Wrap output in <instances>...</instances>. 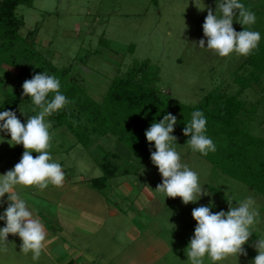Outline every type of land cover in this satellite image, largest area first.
<instances>
[{
    "label": "rangeland",
    "instance_id": "374dc122",
    "mask_svg": "<svg viewBox=\"0 0 264 264\" xmlns=\"http://www.w3.org/2000/svg\"><path fill=\"white\" fill-rule=\"evenodd\" d=\"M240 2L255 13L256 22L251 30L258 31L261 40L252 53L256 51L258 54L264 44V0ZM208 8L220 15L217 0H32L30 5H17L15 14L23 21L19 36L22 38L28 30L35 29L33 48L57 67H69V74L81 78L87 93L96 101L102 99L115 76L124 74L137 60L149 59L158 67V79L154 84L157 88L183 103L196 104L206 93L218 87L226 93H234L237 89L235 69L247 57L253 56L252 53L248 56L233 53L220 57L212 50L197 46L200 39H205L207 46L202 25ZM239 20L237 15L233 21L236 31H239ZM37 64L34 58L30 62L19 61L16 66L1 65L0 105L10 96L17 81ZM262 66L259 82H252L239 96L250 108L248 115L252 114L254 118H248V122L254 124L249 129L258 136L264 135V61ZM250 70L251 65L246 63L239 72L247 75ZM22 92L20 100L5 110L14 111L17 118L26 123L27 118L36 115L39 109L34 112L35 106ZM5 110L0 109V112ZM244 116L247 119V114ZM46 120L49 121L47 117ZM50 132L54 135L49 151L62 165L65 180L82 185L91 177L104 174L100 163L110 161L115 167V174L107 180L101 193L111 201H118V206L126 214L110 217L96 237L99 241L90 242L97 251L108 246V251L117 252L119 257L125 255L126 263L133 253L136 256V248H140L136 264H190L186 249L196 226L192 209L211 204L213 212L227 211L228 202L238 206L244 199L252 197L260 216L252 228L251 238L243 246L247 256H230L221 262H212L207 256L204 258V264H252L257 255L254 244L256 240L264 239L263 194L228 176L177 139L175 147L182 163L198 173L206 190V195L195 203L185 205L179 197L168 198L165 193L155 190L162 178L150 156L134 153L112 134L101 135L90 146L84 147L66 126H52ZM9 143L10 135L0 132V175L11 170L24 151L22 145ZM32 155L35 157L37 153ZM143 155L148 158L147 162H142ZM15 190L26 198L34 216L53 232L57 226L48 209L52 213L55 206L48 197L55 195L53 198H56L62 190L51 184L44 190L36 186H16ZM2 201L0 215L7 207V194ZM43 201H50V205L42 207ZM146 201L148 205H144ZM131 225L139 233L133 240L125 232ZM4 226L5 221L0 220V228ZM56 239L57 248L64 246L67 240L65 237L58 239V236ZM7 243L0 242V249L7 248V251L0 250V264L56 262L54 254L58 249H53L55 244L46 247L38 260H33L31 252L25 255L20 251L18 236L9 234ZM82 250L85 256L71 261L94 264L90 263L85 247ZM90 252L94 255L95 250Z\"/></svg>",
    "mask_w": 264,
    "mask_h": 264
},
{
    "label": "clouds",
    "instance_id": "9594fccd",
    "mask_svg": "<svg viewBox=\"0 0 264 264\" xmlns=\"http://www.w3.org/2000/svg\"><path fill=\"white\" fill-rule=\"evenodd\" d=\"M217 9L220 15L208 8L202 25L207 46L205 39H200L197 46L212 50L220 57L233 53L250 55L261 40L260 33L251 30L256 22L255 13L240 0H217ZM237 15L243 28L241 31L233 28ZM60 88L61 82L57 77L39 72L22 84V95L31 98L35 106L33 111L39 109L38 113L22 123L14 111L0 112V132L10 135V145H22L24 148L19 162L0 175V202L7 194V207L0 215V220L5 221V226L0 228V242L7 245L9 234L18 236L21 240L20 251L25 255L31 252L33 260H38L46 248L47 230L43 222L34 216L26 198L15 189L16 186H36L44 190L49 184L62 187L65 182L62 165L53 159L49 151L54 134L50 132L51 123L46 120V117L71 103ZM50 94L52 98L49 100ZM176 123L175 115L165 114L159 122L153 121L144 135L147 142L154 144L155 151L150 152V160L162 178L155 190L165 193L168 198L179 197L187 205L206 195V190L200 183L198 173L181 161L175 147L177 137L172 134ZM206 125L204 113L196 110L182 133L190 136L186 142L191 149L205 156L216 151L215 143L206 135ZM33 152L37 153L35 157ZM228 204L227 211L213 212L211 204L192 209L191 216L196 226L186 249L190 264H204L206 256L212 262H221L230 256H247L243 246L251 238L253 226L259 222V210L252 197L244 199L238 206ZM254 247L257 255L252 264H264V239L256 240ZM0 250L7 251V248Z\"/></svg>",
    "mask_w": 264,
    "mask_h": 264
},
{
    "label": "trees",
    "instance_id": "16d2710c",
    "mask_svg": "<svg viewBox=\"0 0 264 264\" xmlns=\"http://www.w3.org/2000/svg\"><path fill=\"white\" fill-rule=\"evenodd\" d=\"M31 3L32 0H0V67L2 64L16 66L19 61L30 62L34 58L38 61L24 78L17 81L10 96L0 105L1 110L20 100L26 79L46 72L60 80V91L71 101L65 109L47 117L53 127L66 126L84 147L90 146L101 135L112 134L134 153L147 157L155 148L146 141L144 133L153 121L159 122L168 113L177 117L172 134L191 149L186 142L190 136L182 134L183 128L190 123L192 112L200 110L207 120L206 135L215 143L216 151L207 156L195 152L228 176L264 195V135L258 136L250 131L249 127L254 124L248 122V118L254 119L253 115H248L250 108L246 101L239 99L252 82L260 80L264 44L258 54L255 51L235 69L237 89L234 93H226L218 87L206 93L196 104L183 103L154 85L158 79V67L149 59H143L134 62L124 74L115 76L102 99L96 101L87 93L82 79L69 74V67H57L33 48L35 29L28 30L22 38L19 36L23 21L16 16L15 8L19 4ZM246 63L251 65L247 75L239 72ZM51 98L50 94L48 99ZM253 111L255 113L257 109ZM147 157L144 156L142 162H147ZM112 165L110 161L100 163L104 174L91 177L89 184L102 192L107 180L115 174Z\"/></svg>",
    "mask_w": 264,
    "mask_h": 264
},
{
    "label": "crops",
    "instance_id": "0c3cea01",
    "mask_svg": "<svg viewBox=\"0 0 264 264\" xmlns=\"http://www.w3.org/2000/svg\"><path fill=\"white\" fill-rule=\"evenodd\" d=\"M57 188L62 190L60 195L58 194L56 198H53L55 196L53 194L51 198L48 197V200H51L55 206L52 209V213L48 209V214L52 215L51 218L55 220L57 227L53 232L46 229V247L54 246L57 236L58 239L65 237L67 240L64 242V246H58L57 248V244H55L53 247L54 250L58 249V253L54 254L55 264H66L71 259L75 260L84 257L82 247H85L86 253L89 254L90 263L111 264L112 262L113 264L115 262L116 264L117 261L119 264L137 263V255L140 254V248H136L135 246L134 248L138 250L136 256L133 253L132 258L125 263V255H120L119 257L117 252L108 251V246L105 250L99 252L97 251L98 249H95L96 246L93 243L90 245V242L95 239L97 242L99 241L96 237L105 228L110 217L123 215V213V216H125L126 212H123L121 207L118 206V201L109 200L105 194L85 181L82 185H79L76 182H72V180H65L63 186ZM148 204V201L144 203V205ZM49 205L50 201L48 203L42 202V207L44 208H47ZM127 216H129L128 213ZM125 232L127 237L132 240L136 239L139 235L138 231H135L134 225H131ZM72 243L75 244L72 245ZM90 248L95 250L94 255L91 254Z\"/></svg>",
    "mask_w": 264,
    "mask_h": 264
},
{
    "label": "built area",
    "instance_id": "2783aa9c",
    "mask_svg": "<svg viewBox=\"0 0 264 264\" xmlns=\"http://www.w3.org/2000/svg\"><path fill=\"white\" fill-rule=\"evenodd\" d=\"M66 264H77V263L70 261V262H68Z\"/></svg>",
    "mask_w": 264,
    "mask_h": 264
}]
</instances>
